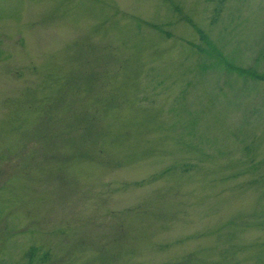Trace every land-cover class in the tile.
<instances>
[{
	"label": "rangeland",
	"instance_id": "1",
	"mask_svg": "<svg viewBox=\"0 0 264 264\" xmlns=\"http://www.w3.org/2000/svg\"><path fill=\"white\" fill-rule=\"evenodd\" d=\"M0 264H264V0H0Z\"/></svg>",
	"mask_w": 264,
	"mask_h": 264
}]
</instances>
